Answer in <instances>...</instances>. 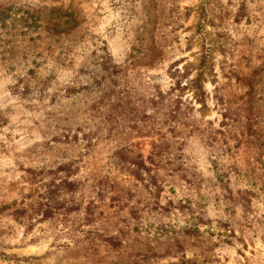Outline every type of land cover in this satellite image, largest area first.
Returning a JSON list of instances; mask_svg holds the SVG:
<instances>
[{"label":"rangeland","instance_id":"1","mask_svg":"<svg viewBox=\"0 0 264 264\" xmlns=\"http://www.w3.org/2000/svg\"><path fill=\"white\" fill-rule=\"evenodd\" d=\"M0 264H264V0H0Z\"/></svg>","mask_w":264,"mask_h":264}]
</instances>
